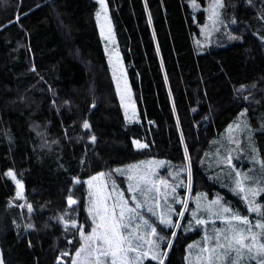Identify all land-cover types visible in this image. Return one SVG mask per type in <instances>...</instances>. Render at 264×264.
I'll use <instances>...</instances> for the list:
<instances>
[{
	"label": "trees",
	"instance_id": "obj_1",
	"mask_svg": "<svg viewBox=\"0 0 264 264\" xmlns=\"http://www.w3.org/2000/svg\"><path fill=\"white\" fill-rule=\"evenodd\" d=\"M105 1L139 122L124 118L95 0H0L3 264H72L81 245L78 229L92 225L83 181L98 173L116 176L114 168L142 160L166 161L160 181L168 185L172 226L150 218L163 237L155 242L167 251L164 264H190L188 246L202 233L193 219L195 198H219L248 215L204 161L212 142L245 111L264 163V0H223L227 31L237 38L201 53L196 44L207 0H195L197 7L193 0ZM133 140L147 147L135 148ZM9 170L23 184L19 198ZM115 183L129 194L126 177L116 176ZM69 196L77 201L71 207ZM258 202L264 206V193Z\"/></svg>",
	"mask_w": 264,
	"mask_h": 264
},
{
	"label": "rangeland",
	"instance_id": "obj_2",
	"mask_svg": "<svg viewBox=\"0 0 264 264\" xmlns=\"http://www.w3.org/2000/svg\"><path fill=\"white\" fill-rule=\"evenodd\" d=\"M95 1L98 3V0ZM213 3L214 0H207V4L205 7L207 19L205 24L201 28V38L196 44V50L198 53L203 52L210 46L224 47L230 45L234 43L236 40V39H232V37H236V35L227 31L228 27L226 21L222 17L221 8L218 9L219 18L217 23L213 24L212 21L209 19L211 15V5ZM98 11H101L99 3H98L97 12ZM96 22H97V28L99 34L102 39L103 49L105 52L109 69L111 71L115 90L123 111L124 118L129 123L139 122L135 100L127 80L124 63L121 58L120 52L118 50V46L116 44L115 36L112 30V26L108 14V7H107V17L105 18L102 13L101 17L98 19L96 15ZM241 113H243L242 116ZM237 125H239V127H237ZM251 137L252 134L249 128L246 112L242 111L238 114L235 121L232 122L227 127V129L220 135V137L212 142L213 144L212 150L210 154H208L205 158L204 169L208 171L209 174H211V176L217 178L220 185L224 186L227 189H230L233 193L237 194L242 199L247 209L248 220L250 224L254 226L257 220H264V216H259L254 212H249L248 211L249 203L247 201H255L256 203L260 204L258 202V197L264 192H261L259 194H254L253 192L248 191V189L249 188L257 189L261 185H264V163L262 162L258 154L257 148L253 143ZM134 141L137 140H133V142ZM139 143L145 145L144 142H139ZM134 147L137 148L135 145ZM160 162L163 163L161 164ZM165 163H166L165 160H158V159L142 160L136 163H131L122 167L114 168L112 172L116 176L127 177L128 175L134 174V172L143 173L145 171H151L153 181L158 182L161 180L160 177L164 171L163 165ZM133 165H138L139 168L135 169L134 172H129L128 171L129 167ZM115 170H122L123 174H118L117 171ZM98 174L94 176H97ZM116 176H108L106 174L104 177L101 178L106 182L108 191L112 189V185L113 182L115 183ZM90 178L83 181V186L86 189L87 213L89 214L92 220V216L90 215L91 206H90L89 192L90 190L94 191L95 186L99 184L100 181H92L93 188L90 189L89 185L85 183V181L90 180ZM9 179L12 182H14L11 178ZM126 181H127V188L129 183H133V184L135 183V181H131V182L128 181L127 178ZM237 181H241L245 191L241 192L239 191V189H237L236 187ZM157 186L160 189L159 194H157L155 189H152V191H148L149 188H152L151 184L149 185L142 184L141 187L144 189L143 192L137 191L135 193H130L128 188L129 194L128 195L123 194L124 198L128 200L129 206L133 208H135V203H133L132 197L133 195L136 197L135 202L141 204V208L137 209L136 211L138 212L140 217H143L145 220L148 221V224L151 227H153L151 223L152 220L150 219L151 217H155L160 221L162 215L168 220L171 215V210L168 206L169 203L168 191H167L168 185L158 184ZM108 191L105 192V195L108 194ZM116 192L121 193L118 190L117 185H116ZM243 197H247V201ZM116 199H118V197L113 195L112 200L108 201L109 207H111L113 200ZM157 199L159 200L158 207L156 205ZM216 200L219 201V204H212V201H208L207 199H203V198L194 199L196 210L193 215V219L195 221L197 219H201L204 221V223L202 224V228H201L202 231L201 237L193 244L194 247L189 249L188 258L190 264H199V262L196 260L195 257L199 253L198 245L204 241L205 235H215V230L217 228L220 229L227 228L228 225L223 221L228 219L231 215L237 214L232 212L230 209H229L230 210L229 213H224L223 208L224 207L228 208V206L221 199L217 198ZM184 204L186 205V203ZM209 208H211L212 213H217V215L211 214L208 211ZM117 211H119V209H117ZM153 212H155V215L152 214ZM63 218H60L62 222L64 220ZM77 226L78 225H76V227ZM93 227L94 225L92 223V225L87 230L84 228V226L78 229V235L81 239V245L85 243L84 238L81 236V231H83L85 235H88L91 233ZM144 230L147 231L150 230V228L145 227ZM254 231H259V229H254ZM157 239L161 240L159 236L157 237ZM154 240L156 241L155 238ZM145 249H147V245H145ZM75 254H74V259H78ZM81 255H83V253ZM0 261H2L1 253H0ZM221 264H223V262H221ZM240 264H256V261L254 260L250 261L247 257H245L243 260L240 261Z\"/></svg>",
	"mask_w": 264,
	"mask_h": 264
},
{
	"label": "snow or ice",
	"instance_id": "obj_3",
	"mask_svg": "<svg viewBox=\"0 0 264 264\" xmlns=\"http://www.w3.org/2000/svg\"><path fill=\"white\" fill-rule=\"evenodd\" d=\"M98 3L101 11L97 12V18L99 19L102 13L106 18L107 5L105 0H98ZM193 7H196L195 0H193ZM223 7V0H214L209 17L213 24L218 21V9ZM232 39H236V37H232ZM242 115L243 113H241ZM82 127L84 129L90 128L87 120L83 122ZM95 139V136L91 137L93 142ZM133 143L137 148L142 149L147 147V145L141 144L138 141H134ZM160 163L162 164L163 162ZM138 168V165H133L129 167L128 171L134 172ZM115 171L118 174H123L122 170ZM5 175L14 181L17 188V198H19L22 195L21 190L23 189L21 180L16 177L12 170H9ZM105 175V173H99L97 176H93L90 180L85 181L90 189L93 188L92 181H100L95 186V190H90L89 192L90 215L92 216L94 227L88 235H85L81 231V236L84 238L85 243L76 251L75 255L78 259H73L72 264H143V259L145 258H151L157 260L158 264H164L161 257L166 256L167 251L161 253L157 250L159 244L154 240V238L158 237L157 228L151 227L147 220L139 216L136 210L141 208V204L135 202L136 197L134 195L132 199L133 203H135V208L129 206V202L124 198L122 192H116L114 182L112 189L110 191L107 190L106 182L101 179ZM126 178L130 182L135 181L134 184L129 183L128 185L130 193L143 192L144 189L141 185L151 184L152 188H149L148 191L155 189L157 194H159L160 189L157 185L167 184L166 181H153L151 171L143 173L134 172V174L128 175ZM189 180H191L190 176ZM74 183H79V181L74 180ZM236 187L241 192L245 191L241 181H237ZM172 190L175 191V188ZM106 191H108L107 195H105ZM248 191L259 194L264 192V185H261L257 189L249 188ZM113 195L117 196L118 199L113 200L111 207H109L108 201L112 200ZM243 198L247 201V197ZM247 202L249 203V212L264 216V206L255 201ZM76 203L75 199L71 196L68 197V205L70 207ZM212 204H219V201H212ZM156 205L157 207L159 206L158 199L156 200ZM27 207L29 212H31L32 206L29 204ZM208 211L213 215H217V213L211 212V208ZM229 211V208H223L224 213H229ZM152 214L155 215V212ZM180 215H183V212H180ZM223 222L228 225L227 228H217L215 235H205L204 241L198 245L199 253L195 258L199 264H221V262L223 264H240V261L245 257L250 261H256V264H264V220H257L253 226L250 224L247 216L233 214ZM160 223L168 227L172 226V222L163 215L160 218ZM196 223L203 224L204 221L197 219ZM27 227L31 228L33 226L29 224ZM72 227H76L74 221L72 222ZM145 227L150 228V230H144ZM254 229H259V231H254ZM171 235L175 236L176 233L172 232ZM160 239H163V237H160ZM69 242L71 243V241ZM145 245H147V249H145ZM167 247H171L170 241ZM188 247L191 249L194 245H189ZM82 253L83 255H81ZM62 255H67V253ZM186 259L188 258L186 257ZM0 264H3V261H0Z\"/></svg>",
	"mask_w": 264,
	"mask_h": 264
}]
</instances>
